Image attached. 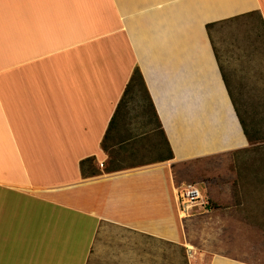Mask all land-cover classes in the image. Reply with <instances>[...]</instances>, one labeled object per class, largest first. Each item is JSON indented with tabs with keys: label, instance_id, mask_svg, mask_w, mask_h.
<instances>
[{
	"label": "crops",
	"instance_id": "1",
	"mask_svg": "<svg viewBox=\"0 0 264 264\" xmlns=\"http://www.w3.org/2000/svg\"><path fill=\"white\" fill-rule=\"evenodd\" d=\"M249 13L264 0H0V264H264L259 172L237 171L240 208L186 214L171 174L256 146L207 31ZM136 67L174 159L106 173Z\"/></svg>",
	"mask_w": 264,
	"mask_h": 264
},
{
	"label": "rangeland",
	"instance_id": "2",
	"mask_svg": "<svg viewBox=\"0 0 264 264\" xmlns=\"http://www.w3.org/2000/svg\"><path fill=\"white\" fill-rule=\"evenodd\" d=\"M215 39L217 52L220 54L225 73L235 90V97L241 109L243 110L242 103H248L244 115H249L248 122L251 124L253 114H255L253 106L257 105V102H264V28L256 17L239 20L216 31ZM242 53L244 55L241 57ZM139 93H142L140 87ZM130 108L132 110L127 119L136 114L134 105H130ZM131 129L134 132L137 131L135 125ZM115 142V139L110 141L112 145H115ZM250 145L253 144L250 143ZM111 153L116 158L125 160L123 164L139 161V159H130L128 154L122 152L119 147H113ZM255 157L257 155L253 153H223L185 163L171 164V174L176 189L194 185L207 201L206 207L214 211H223L231 206L240 208L241 198L233 199L227 194L228 191L242 189L241 179L234 187L237 171L245 172L250 177L259 172L264 177V164L261 167V163H252ZM258 157L264 158V153ZM143 160H150V153L146 154ZM245 162L247 163L244 164ZM259 204L264 210V198L259 200ZM219 233L226 234L225 231H219ZM235 234L240 236V232Z\"/></svg>",
	"mask_w": 264,
	"mask_h": 264
},
{
	"label": "trees",
	"instance_id": "3",
	"mask_svg": "<svg viewBox=\"0 0 264 264\" xmlns=\"http://www.w3.org/2000/svg\"><path fill=\"white\" fill-rule=\"evenodd\" d=\"M254 17L258 18L264 28V22L261 16L257 13H249L226 21L207 25V31L218 59L219 54L217 52L213 35L214 30L216 28H225L234 22H238L239 20ZM223 77L244 134L251 144L256 145L246 151V153L256 154L257 157L252 159L253 162L255 164L261 163V167H263L264 158H259L258 156L264 153L262 152L264 151V102H257V105L253 106L255 114H253L251 124H249V115H244V112L246 111L245 107L248 106H246L248 103L241 104L243 105L242 110L237 98L235 97L236 93L233 86L224 73ZM139 87L141 88L142 93H139ZM130 105H134V111H136V114L132 118L127 119L129 113L132 110ZM133 125L136 126V132L131 129ZM113 139L116 140L115 145L110 143V141ZM102 147L103 150L109 154H111L109 150L110 148L119 147L122 152L128 154L130 159H139V163L137 164H123L125 161L123 159H119V161L116 159H111L105 166L106 173L136 167V165H147L157 162H166L174 159L173 150L169 144L165 131L163 130L162 124L156 112L153 101L149 95V91L145 85L139 67H136L133 71L123 97L110 121V125L102 143ZM260 152L262 153L260 154ZM148 153H150V160L142 161L144 156ZM94 163V157L87 158L81 162V172L83 176L88 177L100 174L99 170L93 168ZM261 185H264V183L262 182ZM236 186L237 183H235V187Z\"/></svg>",
	"mask_w": 264,
	"mask_h": 264
},
{
	"label": "built area",
	"instance_id": "4",
	"mask_svg": "<svg viewBox=\"0 0 264 264\" xmlns=\"http://www.w3.org/2000/svg\"><path fill=\"white\" fill-rule=\"evenodd\" d=\"M182 211L186 214L193 207L206 206L208 203L202 196L200 190L194 185H187L177 189Z\"/></svg>",
	"mask_w": 264,
	"mask_h": 264
},
{
	"label": "bare ground",
	"instance_id": "5",
	"mask_svg": "<svg viewBox=\"0 0 264 264\" xmlns=\"http://www.w3.org/2000/svg\"><path fill=\"white\" fill-rule=\"evenodd\" d=\"M182 216V215H181Z\"/></svg>",
	"mask_w": 264,
	"mask_h": 264
}]
</instances>
